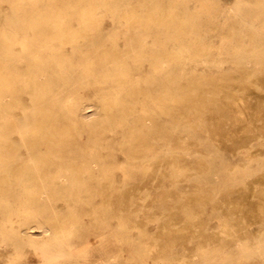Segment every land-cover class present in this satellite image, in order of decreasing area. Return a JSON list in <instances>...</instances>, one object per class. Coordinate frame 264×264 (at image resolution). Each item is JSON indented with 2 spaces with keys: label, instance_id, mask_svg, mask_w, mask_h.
<instances>
[{
  "label": "rangeland",
  "instance_id": "374dc122",
  "mask_svg": "<svg viewBox=\"0 0 264 264\" xmlns=\"http://www.w3.org/2000/svg\"><path fill=\"white\" fill-rule=\"evenodd\" d=\"M57 1L61 6L59 13L72 28L78 26V21L74 19L75 14L80 13L87 4L98 20L96 31L86 38L64 44L54 42L51 46L63 50L66 56L72 55L73 61L78 62L80 54L86 52L91 45H88L87 39L92 40L98 34L104 35V42L109 49L122 52L130 82L125 87L111 82H99L95 77L83 75L81 66H74L79 74L70 79L69 96L79 106L78 116L84 115L83 122L91 127V132L85 135L74 125L76 135L74 134L75 140L70 142L69 151L63 156L49 159L51 162L46 168L45 176L39 177V186L36 177L31 178V174L22 175L18 190L23 192L33 187L32 189L43 192L30 209L22 208L16 216L12 209H7L0 196V264H260L259 259L264 260V228L253 233L257 235L258 232L257 236L251 234L238 237L237 229L243 227L245 221L243 213L235 210L227 214L216 198L231 191H243L250 183L264 176V136L259 134L234 140L218 138L213 133L212 120L204 118L205 111L198 112L192 108L181 107L170 108V111L166 106L167 102L163 103L159 98V88L164 82L183 74H210L209 77H215L236 68H247L252 76L259 72L264 79V58L257 62L250 59L243 63L225 58L218 60L219 55L234 57L243 49L255 53L257 57L264 54V17L259 16L264 15L261 10L264 0L258 4L252 0H216L224 10L228 6L236 8V12L229 16L232 26L237 27L241 35L246 31L249 33L244 37V44L240 46L234 40L223 42L222 36L215 32L205 34L203 39L210 46L223 47L220 51L211 50L204 56L185 58L177 42L155 45L152 37L145 34L143 26L132 27L133 38L143 40L140 45L136 44L143 51V62L124 56V36L121 33L125 26L119 15L130 6L137 8L135 13L138 15L150 11L151 8H158V14L161 15L168 0H93L91 3L88 0ZM48 3L49 0H11L10 3L0 1V21L11 12L16 17L15 21L31 23L36 17L46 13ZM239 15L244 17V21ZM109 44H112V48ZM231 46L236 48L229 51ZM22 48L19 44L13 45L17 53ZM162 51L176 54L179 58L161 65L155 61L154 56ZM105 62L102 60L101 63ZM18 64V71L24 72V60ZM107 67L109 65H104L103 71ZM54 79L57 77L54 76ZM62 84L63 80L60 78L53 92L59 94L63 89ZM135 88L139 92L133 98L130 94ZM29 96V93L21 92V102L19 101L27 115L31 111ZM109 96L116 99L118 111L125 115L129 113L130 118L137 115L147 116L151 132L152 129L158 130L166 136L164 139L156 138L146 142H156L153 145L154 151L141 154L127 151V148L136 146V141L126 138L129 132L128 123H118L107 116L102 103ZM70 99L63 98L62 102L68 103ZM74 110L70 108V111ZM12 112L16 117L21 116L18 108H13ZM168 112L179 118L172 119ZM191 112L195 116L187 117ZM15 116L10 117L11 127L15 123ZM73 120L69 119L77 124V120ZM12 139L19 145L17 134H13ZM241 143H246L247 147L239 146ZM19 151L24 153V148L19 147ZM78 166L81 169L87 166L88 169L80 171ZM7 175L13 180L10 173ZM249 198L256 200L258 194H249ZM55 211L64 217H71L72 227L69 226L58 234H42L33 243L18 242L15 239L16 236H24L18 232L19 228L36 222H46ZM180 224L189 227L190 231L185 235L173 233L167 240L168 231L176 230ZM214 238L218 242H211Z\"/></svg>",
  "mask_w": 264,
  "mask_h": 264
},
{
  "label": "bare ground",
  "instance_id": "6f19581e",
  "mask_svg": "<svg viewBox=\"0 0 264 264\" xmlns=\"http://www.w3.org/2000/svg\"><path fill=\"white\" fill-rule=\"evenodd\" d=\"M0 1L10 3L11 0ZM92 1L93 0H88V3ZM57 2V0H49L46 13L39 15L36 17V20L31 23L25 24L20 21H15L14 18L16 17L11 12L5 15V18L0 21V196L7 209H12V212H14L16 216L20 214L22 208L30 209L35 200L38 199V196L43 193L36 188V190L32 189L33 187L23 192L18 190V185L22 182V175L31 174V178L36 177L39 186L41 182L39 177L45 176L46 168L51 162L49 159L53 156H63L66 151H69L70 142L72 143L75 140L74 125H77L79 130L85 135L91 132V127L89 128L83 122V120H85L83 119L84 115H81L82 117L78 116L79 106H76V103L72 102L69 96L71 93L69 89L71 80L73 77L77 76L76 74H79L74 66H81L84 71L83 75L95 77L94 79L99 82L116 83V85L121 87H125L130 82L125 71L126 61L122 58V52L112 48V44H109L112 50L109 49V46L107 47L104 42V35L101 36V34L96 33L98 34L96 38L92 40L90 38L87 39L88 45H91L87 51L84 49L86 52L80 54L78 59L76 58L78 62L73 61L74 57L72 55L66 56L62 52L63 50L51 46L54 42L64 44L86 38L87 35H91L96 31V20H98L97 15L90 11L88 4H85L86 6L84 9L74 16V19L78 21V26L72 28L69 26V23L63 20V15L59 13L61 6L60 3ZM252 2L258 4L261 0H252ZM166 5L164 13H161V15L158 14V12L160 13L158 8H151L150 11L142 12L138 15L135 13L137 8L135 9V7L131 6L128 9L125 8L123 10L124 13L119 15V17L124 20V25L122 23L121 25L125 26V30L121 33L124 36L123 43L125 45L123 47V53L125 57L131 58L137 62L142 60L143 51L139 46H136V44L140 45L143 43V40L133 38L131 31L132 27L134 28V26L138 25L145 28V34L152 37V43L155 45L171 41L172 43L177 42L179 44V50L185 58H189V56L190 58L204 56L211 50L215 49L220 51L222 49V45L213 48V46L206 43L203 39L205 34L215 32L222 36L223 42L234 40L239 46L244 44V37L248 36V31L244 32V35H241L239 29L233 27L234 25L232 26L231 24L229 16L233 12H236V8L228 6L226 7L227 9L224 10L219 6L220 4L218 5L216 0H168ZM141 8L145 9V6L141 5ZM261 10L264 11V7H261ZM259 16L260 18L264 17L263 14ZM32 27H36V29L34 30ZM15 44H19L23 47L18 53L13 49V45ZM115 46H118V44H115ZM234 47L236 48V46H231L228 50H233ZM69 52L71 51L69 50ZM212 56L215 55L213 54ZM178 58L179 56L176 54H170L166 51H162L159 54L157 53L154 56L155 61H158L161 65H166L169 61H177ZM210 58L211 56L209 59ZM223 58L239 63L249 61L250 59H255L254 62H257L258 59L264 58V54H259L257 57L255 53L243 49L234 57L230 55L218 56V60ZM23 60L26 64V69L24 72H19L18 69L20 67L18 63ZM102 60L106 62L102 64ZM104 65H109V67L103 71L102 67ZM146 67L148 68V66ZM223 67H225V65ZM216 70L214 72H216ZM209 75L201 76L200 74L197 76L194 73L183 74L166 83L164 82L159 88V98H161L163 103L167 102L166 106L169 110L170 108L181 107L192 108L198 112L205 111L204 118L212 120L214 124L213 133L218 135V138H230L234 140L242 139L243 137L257 136L259 134L264 136V79L262 75L258 72L256 75L252 76L247 68L228 70L221 76L215 75V77H209ZM47 76L49 79H44ZM54 76H56L57 79H54ZM60 78L63 80V89L59 94H56L53 92V88L58 86ZM150 85H153V83ZM21 92H26L30 95L29 101L31 103V111L28 115L25 113L23 106L19 103ZM138 92V89L135 88L131 91L130 95L136 98ZM63 98H69L70 100L68 103L62 102ZM116 105V99L111 96L107 97L102 103L103 108L107 111V116L110 117L112 121L128 123L129 132L126 138L131 141H136V146L127 148L128 152L132 154L152 152L155 150L153 145L156 142L153 144L146 142L155 140L156 138H166V136L159 133L158 130L152 129L151 132V126H149L150 123L148 122L149 118H147V116L137 115L130 118L129 113L125 115L121 111H118ZM160 105L163 106L162 103H160ZM13 108H18L21 116L16 117L12 112ZM70 108L75 110L70 111ZM64 109L68 111L65 112ZM94 113L95 112H93V114ZM168 115L174 120L179 118V116L171 115L169 112ZM11 116H15L13 127L10 126ZM190 116H195V113L191 112L187 115V117ZM68 118L77 120V124L70 122ZM74 120L73 122H75ZM13 134L18 135L19 145L13 142ZM238 145L245 146L247 144L241 143ZM19 147L24 148V153H20ZM78 169L81 171L88 168L85 166L81 169V167L78 166ZM230 169H232V167ZM7 173H10L13 180L9 179ZM259 175L261 176V174ZM42 187L45 188V186ZM252 193L258 194L256 200H251L249 198V194ZM216 199L217 203L223 206V210L226 211L227 214L235 210H241L243 213L245 221L243 227L237 229L236 235H238V237L251 235L256 230H260L262 227L264 228V176L250 183L243 191H231ZM72 223L73 219L71 217H64L60 212L55 211L52 212L51 218L46 222H36L25 228H19L18 232L20 234L22 233L24 236H16L15 239H17L18 242L33 243L35 238L42 234H58L64 232ZM188 228L189 227H185L184 224H180L176 230L170 229L167 233V240L170 238L169 235L173 233L177 235L187 234L190 231ZM211 242L215 243L218 241L214 238V240L211 239ZM249 244L247 246H249ZM215 247H217V245ZM39 251L44 252L43 249H39ZM259 263L264 264V260L259 259Z\"/></svg>",
  "mask_w": 264,
  "mask_h": 264
}]
</instances>
